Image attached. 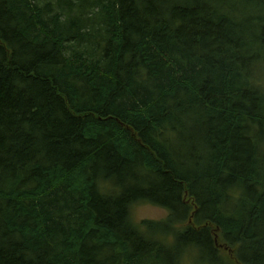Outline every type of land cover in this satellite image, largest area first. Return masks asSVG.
Wrapping results in <instances>:
<instances>
[{"label": "trees", "instance_id": "trees-1", "mask_svg": "<svg viewBox=\"0 0 264 264\" xmlns=\"http://www.w3.org/2000/svg\"><path fill=\"white\" fill-rule=\"evenodd\" d=\"M0 264H264V0H0Z\"/></svg>", "mask_w": 264, "mask_h": 264}, {"label": "rangeland", "instance_id": "rangeland-1", "mask_svg": "<svg viewBox=\"0 0 264 264\" xmlns=\"http://www.w3.org/2000/svg\"><path fill=\"white\" fill-rule=\"evenodd\" d=\"M131 215L137 222L143 219H163L168 215V211L151 203L137 202L131 208Z\"/></svg>", "mask_w": 264, "mask_h": 264}, {"label": "clouds", "instance_id": "clouds-1", "mask_svg": "<svg viewBox=\"0 0 264 264\" xmlns=\"http://www.w3.org/2000/svg\"><path fill=\"white\" fill-rule=\"evenodd\" d=\"M190 247L198 248V245H196L195 242H192V244L190 245Z\"/></svg>", "mask_w": 264, "mask_h": 264}]
</instances>
